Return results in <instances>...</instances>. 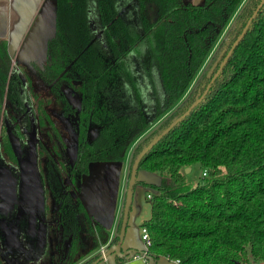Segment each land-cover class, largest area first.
I'll return each mask as SVG.
<instances>
[{"label": "trees", "instance_id": "16d2710c", "mask_svg": "<svg viewBox=\"0 0 264 264\" xmlns=\"http://www.w3.org/2000/svg\"><path fill=\"white\" fill-rule=\"evenodd\" d=\"M94 1L90 8V0H55L54 40L61 60L77 56L80 68L101 83L113 74L134 82L130 53L144 66H153L161 89L158 109L168 111L157 131L193 102L226 40L228 50L260 2L139 0L144 31L139 37L132 25L115 17L113 0ZM89 8L101 21L115 59L109 69L96 46L88 45ZM135 119L124 116L115 120L116 127L124 126V147L128 127L143 124ZM142 128L131 130L133 137ZM136 147L130 163L141 145ZM194 164L206 175L201 183L190 184L185 168ZM138 170L160 175L157 184L138 181L152 190H146L144 196L150 214L141 226L146 227L150 244L143 254L162 255L179 264L264 261V4L204 97L141 157ZM96 236L99 248L106 244L109 233L101 228Z\"/></svg>", "mask_w": 264, "mask_h": 264}, {"label": "flooded vegetation", "instance_id": "af4514ba", "mask_svg": "<svg viewBox=\"0 0 264 264\" xmlns=\"http://www.w3.org/2000/svg\"><path fill=\"white\" fill-rule=\"evenodd\" d=\"M95 4L90 0L88 5ZM112 4L115 17L132 25L141 37L140 1ZM90 8L88 45L96 46L109 69L115 59L104 27ZM36 18L35 14L15 41L0 38V264H88L84 261L100 250L96 231L110 225L115 236L119 233L130 174L125 175L124 164L131 168L133 150L153 138L157 130L141 141L168 111L158 109L161 91L153 66H144L130 53L133 84L120 74L101 83L80 68L77 56L61 60L56 33L44 48V33L32 31ZM210 78L204 77L194 99ZM124 116L143 122L128 125L125 147L124 126H115V120ZM141 126L133 137L131 130ZM101 166H106L103 173ZM106 171L119 173L117 182L123 177L111 219L105 213L112 205L99 197L108 181ZM92 195L98 198L91 199ZM133 205L132 194L126 227L134 223V229L144 219L138 224L132 220ZM99 211L104 215L96 218ZM117 240L106 244L110 247Z\"/></svg>", "mask_w": 264, "mask_h": 264}, {"label": "water", "instance_id": "95a60500", "mask_svg": "<svg viewBox=\"0 0 264 264\" xmlns=\"http://www.w3.org/2000/svg\"><path fill=\"white\" fill-rule=\"evenodd\" d=\"M192 1L193 0H183L184 3H188V2L193 3ZM203 3H204V0H203V2L197 3V4H203ZM193 4H195V3H193ZM263 4H264V0H260L258 5L256 6L254 12L252 13L250 18L246 22L245 26L243 27L242 31L237 36V38L233 41L232 45L230 46V48L228 50H227V45H228L229 41L226 40L225 45H223V47L219 51L218 55L216 56L215 60L212 62V64L210 65V67L206 71V74H205L206 77H210L211 74L212 73L213 74H212V76L210 78V81L207 83L203 93H201L200 96H197L193 100V102L188 106V108L181 115H179L177 117L176 116L173 117L167 127H165L164 129H162L160 131L158 130L156 132V134L153 135V138L149 142H147L146 144L142 145L140 151L136 154V156H135V158H134V160L132 162L131 168L128 169V171H127V175H128L129 172H130V174H129V178H128V181H127L126 190H125V193H124L125 195H124V202H123V216H122V221H121V227H120L118 235H116L117 238H118L117 243L115 245L110 246V247H108V245H107V246L104 247L103 250H98L97 252L91 254L89 256V258H87L84 262H88V264H114V261H116L117 263H121V262H118L117 258H124V260H125L130 254H141V255H144L145 258H147V259H156L157 258V257L154 258L151 255L143 254L141 251L145 250L144 247H142V249H138V247L136 245H134V244L127 245L126 247L125 246L123 247V245L125 244L126 235L128 234V226L126 227V224H127L128 208H129V206L131 204V201H132V194H133L132 186H133V184L136 181L137 182L141 181V182H144V183H156L157 184L159 182V179H160V175L155 173V172H150V171H145V170H138L139 160L141 159V157L149 149H151L153 147V145H155L157 143V141L165 133L168 132V130L175 123H177L182 118H184L186 115H188L189 112L204 97V95L206 94L208 88L212 84L213 80L218 75V73L222 69L223 65L226 63L228 57L231 54L232 49L242 39L244 33L247 30V27H248L251 19L256 16L258 10L260 9V7ZM43 6L46 7V8L44 10L41 9L40 13H38L37 19L35 21V27L33 28V31H41V32L44 33L43 47L45 48L47 39L53 37L54 34H55V30H56V2H55V0H46V4H44ZM226 50H227V52L224 55ZM217 64H218V67H217L216 71L213 72L215 67L217 66ZM159 124H160V122H158L148 133H146V135L144 137L141 138L142 140L141 139L140 140L143 141L149 134H151L154 130H156L158 128ZM92 169H91V172H92ZM105 170H106V166H101L100 172L102 171V173H103ZM189 170H190L189 167L185 168V172H188ZM90 174H89L88 177H90ZM93 176H95V174H93ZM93 178L94 177H92V179ZM92 179H90V181ZM93 181L94 182L98 181V177H96ZM84 198H85V196L82 197L83 204L85 206H87L88 209H89V206H88L89 203H86ZM95 217L99 218L96 215H95ZM106 230L110 231V227L109 226L106 227ZM161 256L162 255H160L158 257H161Z\"/></svg>", "mask_w": 264, "mask_h": 264}, {"label": "crops", "instance_id": "0c3cea01", "mask_svg": "<svg viewBox=\"0 0 264 264\" xmlns=\"http://www.w3.org/2000/svg\"><path fill=\"white\" fill-rule=\"evenodd\" d=\"M46 4V0H0V38L7 39L9 42L15 41L27 28L28 22L32 20V17ZM37 19V18H36ZM36 21V20H35ZM41 32V31H35ZM123 181L122 177L120 178ZM121 181L118 182L117 187L115 188L107 181L106 184L102 186V192L99 197L104 198L106 201L110 202V207L112 205V211L109 209V212L105 213L110 215V219L114 215V206L117 202V197L120 195L121 191ZM97 190V189H95ZM100 192V190H98ZM96 195V194H95ZM97 196L92 195L91 199H97ZM89 206V204H88ZM149 206V204H148ZM150 212V208H149ZM132 220L137 224L145 219L138 214V210L133 205L132 210ZM150 214V213H149ZM99 218L104 215L102 211H99L95 214ZM134 224V223H133ZM133 224H131L133 226ZM130 225V224H129ZM128 227V234L125 238V244L127 245L134 244L137 246L136 241L133 239L132 232L134 231L133 227ZM110 227V225H108ZM138 249H142L139 245ZM114 264H179L176 261L170 260L165 256L157 257L156 259H146L142 257L141 254H130L123 262L117 263L114 261Z\"/></svg>", "mask_w": 264, "mask_h": 264}, {"label": "rangeland", "instance_id": "374dc122", "mask_svg": "<svg viewBox=\"0 0 264 264\" xmlns=\"http://www.w3.org/2000/svg\"><path fill=\"white\" fill-rule=\"evenodd\" d=\"M193 3H195V4H197V3H201V2H203V0H193L192 1ZM46 7H42V8H40V10L38 11V13H40V11H41V9L42 10H44ZM38 13H37V16H38ZM35 27V22H34V24H33V26H32V31H33V28ZM35 32V31H34ZM40 33H42V32H40ZM44 37V36H43ZM43 37L41 38L42 39V44H43ZM36 38H38L39 39V37H36ZM40 40V39H39ZM43 46V45H42ZM214 49H215V47H214ZM213 51V50H212ZM158 86V85H157ZM158 91H159V93H160V87L158 86ZM190 168V170L188 171V172H186V175H187V181L190 183V184H196V183H201L202 181H203V179H202V174H201V169H200V167L197 165V164H194V165H192L191 167H189ZM128 169H129V163H128V165H127V167L125 166V164H124V167H123V170L125 171V175H127V171H128ZM156 173V172H155ZM158 174V173H157ZM156 174V175H157ZM110 175V176H109ZM118 177H119V173H118V175H117V173L116 172H110V171H106V174H105V176H104V180H108L109 182H110V184L112 185V186H114L115 188L117 187V184H118V182H117V180H118ZM121 178V177H120ZM122 179H123V177H122ZM120 181H121V179H120ZM120 183V182H119ZM122 181H121V186H122ZM121 188V187H120ZM146 190H150L151 191V189H150V187H146V186H144L143 184H141V183H138V184H136L135 185V187H134V189H133V204L135 205V208L138 210V214L139 213H141V215L143 216V217H145V219L146 218H148V216H149V206H148V204L145 202V200H144V196H145V191ZM138 226V225H137ZM141 226V225H140ZM106 227H108V226H104V228H105V230H106ZM141 227H143V226H141ZM141 227H134V231L132 232V234H133V239L136 241V243H137V246L139 245L141 248L142 247H144V249H146V247H145V245H144V242H143V240H142V238H141ZM107 231V230H106ZM112 230L110 229V231H107L108 233L110 232V234H109V238H108V240H107V242L106 243H110L109 242V239H110V237H111V239L115 236L114 235V233H112L111 232ZM114 235V236H113ZM127 237V236H126ZM106 246L107 245H109V244H105ZM101 247H102V245H101ZM101 247H99L100 248V250H101ZM104 247L105 246H103V249H104ZM142 257H144L145 258V256L144 255H142ZM147 259V258H146ZM174 261V260H173ZM177 262V261H176ZM259 264H264V261H257ZM255 264V263H254Z\"/></svg>", "mask_w": 264, "mask_h": 264}, {"label": "built area", "instance_id": "2783aa9c", "mask_svg": "<svg viewBox=\"0 0 264 264\" xmlns=\"http://www.w3.org/2000/svg\"><path fill=\"white\" fill-rule=\"evenodd\" d=\"M201 174H202V176H205L206 171H203ZM147 196H150V195L148 194ZM141 238L144 242L145 247L147 248V246L150 244V238L148 235V231H147L146 227H144V226L141 227ZM101 250H103V246L101 247ZM255 264H259V263H255Z\"/></svg>", "mask_w": 264, "mask_h": 264}]
</instances>
